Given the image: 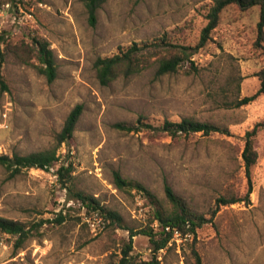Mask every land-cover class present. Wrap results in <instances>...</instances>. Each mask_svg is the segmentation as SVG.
<instances>
[{
  "label": "rangeland",
  "instance_id": "rangeland-1",
  "mask_svg": "<svg viewBox=\"0 0 264 264\" xmlns=\"http://www.w3.org/2000/svg\"><path fill=\"white\" fill-rule=\"evenodd\" d=\"M213 2L107 0L91 26L82 0H0V76L7 86H0V154L53 147L70 110L83 106L72 138L57 148L59 160L49 169H23L10 177L0 165V216L42 222L18 248L13 237L0 235V264L115 263L131 230L137 234L131 237L129 264H148L153 255L159 264H193V249L202 264H264V93L249 104H235L260 87L259 6L224 8L210 39L191 54L193 64L185 61L175 73L155 75L157 58L170 54L158 50L147 55L141 72L119 74L108 85L99 83L93 66L97 57L165 32L173 43L194 46ZM34 37L47 41L54 53L58 68L52 82L34 67ZM184 117L228 132L171 137L159 129L165 120ZM115 123L152 128L127 132ZM257 123L262 124L253 138L257 160L248 201L220 206L195 235L171 240L154 253L140 231L158 227L156 210L172 209L165 184L206 218L218 197L244 199L248 184L241 153L246 131ZM69 161L73 189L95 197L119 222L96 212L89 216L70 198L56 174ZM114 171L143 190L117 188ZM59 211L65 214L61 223L55 221Z\"/></svg>",
  "mask_w": 264,
  "mask_h": 264
},
{
  "label": "trees",
  "instance_id": "trees-1",
  "mask_svg": "<svg viewBox=\"0 0 264 264\" xmlns=\"http://www.w3.org/2000/svg\"><path fill=\"white\" fill-rule=\"evenodd\" d=\"M106 1L107 0H82L87 13L88 23L91 26L96 24L98 10ZM232 4H236L241 10H246L253 6H259L260 12L259 20L257 22V42L259 43L264 33V0H214L213 4L207 11L206 24L201 29L199 40L194 46L173 43L166 32L150 41H134L125 47H121L119 51L113 55L96 58L93 66L99 83L101 85H108L119 74L123 76H130L141 72L144 68H146L147 55L157 50L166 51V53L168 52L170 54L162 55L157 58L155 62V75L159 77L165 74L177 72L185 61H190L189 59L191 54L195 53L199 48L204 46L210 39V34L218 25L222 11L224 8ZM3 40V36H0V54L3 53L1 49ZM32 43L34 45L36 59L38 61V64H34V67L38 73L46 77L48 82H52L56 77L58 63L52 49L49 46V43L36 37L32 39ZM258 76L260 79V87L258 90L252 95L244 96L237 100L235 103L236 106L249 104L259 95L264 93V69L259 71ZM0 86L3 90H7V86L1 76ZM82 109L83 106L81 104H76L70 110L60 131L56 134V143L53 147L32 151L26 154H13L12 156L0 154V165L9 172L10 177L19 174L23 169L33 167L43 170L49 169V167L53 166L59 160L57 148L62 143L69 142L72 138L76 124L82 113ZM261 124L262 123L255 124L251 130H248L245 133L244 147L241 156L244 163V172L247 178L248 188L244 199L235 196H220L215 201V207L211 212V217L206 218L203 215L190 211L183 199L174 192L172 187L165 184V195L171 203L172 209L168 212H164L162 209L156 210L154 212L153 220L157 221L158 227L156 229L154 227H149L148 229L140 231V233L149 237L151 248L154 253H157L160 249L166 248L172 239V232L166 230L165 226L175 227L179 229L183 235H195L196 229L201 227L203 224L210 222L220 206L233 204L242 200L248 201L249 194L252 191L251 167L257 160V153L253 147V138ZM114 126L127 132L141 130L142 126L152 128L150 124L145 123L141 126L115 123ZM159 129L171 137L189 135L196 132H202L204 135H208L213 132H228L214 124L193 120L188 117H184L180 121L176 122L165 120ZM72 170L73 166L70 161L60 163L56 169L57 180L63 188H66L70 198L78 200L81 207L83 206L88 214L96 212L100 216H103L104 219L109 218L111 221L116 220L119 222V216L115 212L106 210L102 207L95 197L73 189L71 184ZM113 182L119 189L135 187L143 190V187L139 183L133 184L132 181L123 178L118 171L113 172ZM70 208L71 207H68V209ZM64 220L65 214L59 211L56 214L55 221L57 223H61ZM41 224L42 222H38L31 223L29 225L24 221L0 216V235L13 237L14 246L18 248L21 247L27 239L31 238L35 232H37L38 227ZM135 234L137 233L133 230L130 231V240L123 248V256L117 262H111L109 264H129V251L132 249L131 237ZM192 253L194 256L193 264H202L201 257L198 252L193 249ZM148 264H159V261L156 256L153 255Z\"/></svg>",
  "mask_w": 264,
  "mask_h": 264
},
{
  "label": "built area",
  "instance_id": "built-area-1",
  "mask_svg": "<svg viewBox=\"0 0 264 264\" xmlns=\"http://www.w3.org/2000/svg\"><path fill=\"white\" fill-rule=\"evenodd\" d=\"M6 6H8V4H6ZM89 216H91L89 214ZM87 222H89V225L92 227L93 230L96 229V227H94L93 223H90V220L89 218L86 219ZM157 221L155 222V225H157ZM165 229L168 230V231H171L172 232V239L171 240H176L178 241V239H180L181 237H186L188 236L189 234H182L181 231L175 227H170V226H165ZM161 250V249H160Z\"/></svg>",
  "mask_w": 264,
  "mask_h": 264
}]
</instances>
